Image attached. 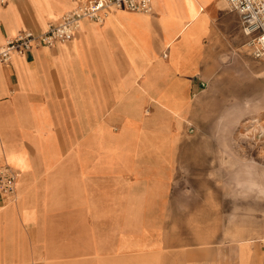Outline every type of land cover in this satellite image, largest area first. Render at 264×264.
Masks as SVG:
<instances>
[{
	"label": "crops",
	"instance_id": "crops-1",
	"mask_svg": "<svg viewBox=\"0 0 264 264\" xmlns=\"http://www.w3.org/2000/svg\"><path fill=\"white\" fill-rule=\"evenodd\" d=\"M80 1L0 0V46ZM247 40L224 0H152L150 12L83 19L69 40L0 61V166L17 174L13 203L0 193V264H58L77 247L101 264L109 250L150 249L160 219L173 215L182 159L203 152L193 127L219 122L227 107L264 113V57ZM108 216L135 228L109 246ZM258 241L264 264L262 229Z\"/></svg>",
	"mask_w": 264,
	"mask_h": 264
},
{
	"label": "rangeland",
	"instance_id": "rangeland-1",
	"mask_svg": "<svg viewBox=\"0 0 264 264\" xmlns=\"http://www.w3.org/2000/svg\"><path fill=\"white\" fill-rule=\"evenodd\" d=\"M219 119L189 133L202 136L203 152L182 159L172 186L173 215L160 219L150 249L109 250L101 264H259L261 229L264 234V113L250 115L243 106L227 107ZM74 220L78 246L85 219L81 215ZM146 220L141 218V228ZM86 221L98 236L97 219ZM134 229L124 218L108 216L101 234L109 246ZM243 242L248 244L246 259L239 251ZM69 254L59 257L58 264H100L78 247Z\"/></svg>",
	"mask_w": 264,
	"mask_h": 264
},
{
	"label": "built area",
	"instance_id": "built-area-1",
	"mask_svg": "<svg viewBox=\"0 0 264 264\" xmlns=\"http://www.w3.org/2000/svg\"><path fill=\"white\" fill-rule=\"evenodd\" d=\"M229 9L239 14L240 27L248 37L247 45L253 56L264 57V0H225ZM150 12L152 0H82L66 11L56 23H49L44 31L21 30L0 46V61L9 62L14 53L22 54L37 45L51 46L72 38L83 19L100 23L111 11ZM16 171L9 165L0 166V193L5 201L16 198Z\"/></svg>",
	"mask_w": 264,
	"mask_h": 264
},
{
	"label": "bare ground",
	"instance_id": "bare-ground-1",
	"mask_svg": "<svg viewBox=\"0 0 264 264\" xmlns=\"http://www.w3.org/2000/svg\"><path fill=\"white\" fill-rule=\"evenodd\" d=\"M225 1V0H224Z\"/></svg>",
	"mask_w": 264,
	"mask_h": 264
}]
</instances>
